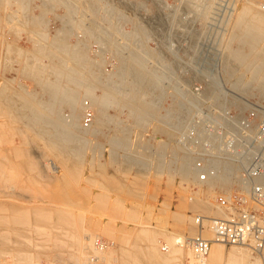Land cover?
<instances>
[{
	"label": "rangeland",
	"instance_id": "374dc122",
	"mask_svg": "<svg viewBox=\"0 0 264 264\" xmlns=\"http://www.w3.org/2000/svg\"><path fill=\"white\" fill-rule=\"evenodd\" d=\"M250 1L264 10V0ZM245 2L0 0V90L20 99L10 82L17 77L41 94L44 75L61 90L67 83L62 75L81 67L73 73L80 123L96 125L68 129L78 134L82 151L66 161L13 114L0 111V228L10 227L2 218L19 208L32 211L29 222L11 226L28 232L30 242L0 241V262H12L20 247L29 253L16 264H189L184 253L162 262L144 249L154 245L167 254L168 236L195 234L188 216L223 214L215 202L223 187L203 197L198 189L205 184L178 172V155L194 157L191 143L181 144L179 137L192 126L201 138L209 125L223 126L226 114L238 112L233 105L220 111L225 98L241 103L249 120L250 112L264 109L256 95L231 88L222 65ZM48 42L72 61L59 63ZM31 70L35 81L22 76ZM71 92L54 104L65 117ZM35 106L40 115L56 113ZM97 237L105 242L102 253L95 249Z\"/></svg>",
	"mask_w": 264,
	"mask_h": 264
},
{
	"label": "bare ground",
	"instance_id": "6f19581e",
	"mask_svg": "<svg viewBox=\"0 0 264 264\" xmlns=\"http://www.w3.org/2000/svg\"><path fill=\"white\" fill-rule=\"evenodd\" d=\"M246 1L247 2H245V4L238 11L237 20H236L233 32L230 36V42L226 48L225 53L223 54L222 65H223L224 71L228 75L227 81H230L229 85L231 86V88L237 91L240 90V92L242 91L247 94L256 95L257 97L256 99H258L259 103H261L262 108H264V10L261 9L263 8L262 6H259L258 4L253 3L250 0L249 1L246 0ZM30 32L33 34L31 30ZM36 42L37 40L35 41V44ZM47 46L53 49V54H54L53 56H55L56 60L59 63L63 64V63H68V61L69 62L72 61V59L68 58L69 54H66V52L62 50L63 48H57L56 44L54 45L53 43H49L47 44ZM19 47H22V46H19ZM56 49L58 50L56 51ZM18 54L19 52L17 53V55ZM22 63L25 64L26 60H22ZM80 69L81 67L73 71L71 69L70 73L66 75L65 74L62 75V77L65 79L67 83L64 84V87L61 90L58 89V86L54 83V81L50 78L49 75H44L40 77L45 82V84L41 85L42 88L44 89L41 92V94L40 93L38 94L35 92V87L34 88L28 87L23 82L19 81L17 77H14V79H10V82L11 81L13 82L11 84H13L14 88H16L18 95L20 94V99H17L13 95L12 92L5 91L4 89L0 90V111L6 114H13V116H15L17 120L22 122L21 125L23 128L29 129L31 131L30 133L33 136H36L38 139L43 138L45 140V143H47V145L53 151L59 154V159L66 160V161H70V158L74 156L75 152L82 151V149L77 148V145L79 142L77 143L78 139L76 136L78 134L76 133L74 135V133L69 132L68 130L71 127H74V128L83 127L80 123V120H81L80 118L82 116L81 115L82 105L80 104L82 103L80 100H78L81 94L76 93V91H74L73 89L76 81H78L73 75V73H75L77 70H80ZM237 71H241V72H238L237 73L238 75L233 76V73ZM22 72L25 73L26 71L22 69ZM244 74L246 76V80H243ZM22 76L28 77L35 81V77H36L35 70L34 71L31 70L30 74L28 75L24 74ZM225 86H226V83H225ZM5 89H6V86H5ZM66 90L72 91L67 100V103H69V106H68L69 112H70L69 117L68 116L65 117V115L61 113L62 107L61 108H59L60 106L54 107V104L57 105L60 103L59 102L60 100H57V99L61 97H65ZM56 93L60 97H57ZM35 94H37L36 97H35ZM139 99L138 101H136V103L139 101L142 102V98L140 100ZM235 102L230 98H225L223 103L219 105L221 106L220 111L226 113L228 110V107H230V105H233L238 110V112L235 115H229V116L232 119H234V121H239L240 119H244V117L243 115H241L242 114L241 112L242 110L240 106L241 103L240 105L238 103H237L238 105L237 104L234 105ZM35 105L41 106L43 110H45V112H50L51 110H55L56 113L53 115H49V114L45 116L40 115L39 113L40 110ZM42 118H43V121H40ZM38 120L40 122H38ZM45 121H47L46 124H45ZM94 126H96L94 123H90L89 127L87 128L83 127V128L90 129ZM47 128L52 129V131L46 130ZM19 131L20 130L18 129L17 132ZM249 132L252 133L251 131ZM249 132H247V134H249ZM172 155L175 156V159H176L177 153L173 152ZM178 158H179L178 172L183 177H186V178L190 177L193 182H196L195 180L196 169L194 168V165H193L194 157H191L187 154H182V155H178ZM50 168L54 171L57 170L55 165H50ZM196 183L199 184L198 182ZM227 183H228V177L224 174L222 170H218L212 176H209V178L204 183L205 186L199 187L198 191L199 193H201L200 195H202L203 197L208 196L210 194H211L210 196H213L214 186L224 187L227 185ZM1 192L2 191H0V193ZM15 195L18 196L17 194ZM9 198L10 197H8L7 199ZM1 208H2V205H1ZM203 210H204L203 211L204 213L207 212L205 209ZM31 213L32 211H29V209L27 208H19L17 212L4 216L2 218L3 223L6 225H10L9 227L10 229L6 227L0 228V241L6 244L11 243L10 246H13L14 244L16 246L21 243H27V240H29L28 242H30L28 232L13 229L11 228V226L13 225L12 223L16 224V223L22 222L23 218L25 220L27 219L26 221L29 222L30 219H28V217L31 216ZM33 214L35 216V212H33ZM209 216H215V214L209 215ZM188 217H189L188 219H192L190 216ZM25 224L27 223L25 222ZM206 235L212 236L211 230H208ZM183 238L184 239L182 238L179 239L174 236L172 238L171 236L167 237V240H168L167 243L170 244L169 249H171L170 251H168V253L171 254L170 258L173 256L172 254H176L177 252L182 253V254L184 253V255L187 256L188 258L189 264H198L197 258L195 257L191 249L187 247L188 246L187 239L189 237H183ZM75 240H78V239L76 238ZM80 240L82 241V239ZM95 242H96L95 249L98 252L102 253V251L105 249L103 247L105 242L101 241L100 237H97ZM155 242H157V240L151 241L150 243L153 244ZM175 244H177L179 248L178 246L176 248V246H174ZM153 247L154 245L153 246L150 245L149 247L145 246V249H144L145 253L147 252V254L149 253L153 255V257L154 255L157 256L158 258H160V260L162 259L161 260L162 262L167 260L166 259L167 257H168V260L165 262L172 260V258L169 259L168 253L167 254L161 253L159 250L157 251L156 249L155 251ZM167 247L168 246L164 245L162 246V249L165 250ZM173 247L175 249H173ZM181 247H184V249ZM18 248H19L18 251H15V253L13 251V255H12L13 261L12 262L6 261L8 264H16L18 263V261L21 262V259H23V256L25 257V255L26 256L28 255L29 252L27 253V249L22 250V248L20 247ZM82 249H83V245L81 246L79 251H81ZM175 257H173L174 260H175ZM2 262H0V264H3ZM97 263L101 264L100 261H97ZM171 263L172 262H170V264ZM263 263H264V249H263V256H261L259 254L254 253L250 248L244 245L243 246L231 245L230 248L226 249L224 245L218 242L211 243L209 251L204 260V264H263ZM79 264H84V263L83 261L81 262L80 260Z\"/></svg>",
	"mask_w": 264,
	"mask_h": 264
},
{
	"label": "built area",
	"instance_id": "2783aa9c",
	"mask_svg": "<svg viewBox=\"0 0 264 264\" xmlns=\"http://www.w3.org/2000/svg\"><path fill=\"white\" fill-rule=\"evenodd\" d=\"M249 116L251 120L244 117L234 121L226 114L225 124L209 125L202 138L194 126L179 137L181 144L192 145L196 182L203 185L218 170L228 177L226 187L215 195L222 216L197 213L192 218L196 232L187 239V247L198 264H204L212 242L244 245L263 256L264 110L252 111ZM253 119L257 120L254 126ZM208 230L212 236L206 235Z\"/></svg>",
	"mask_w": 264,
	"mask_h": 264
}]
</instances>
